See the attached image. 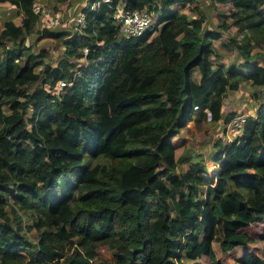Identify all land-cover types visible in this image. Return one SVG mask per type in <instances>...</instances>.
Returning a JSON list of instances; mask_svg holds the SVG:
<instances>
[{"label":"trees","instance_id":"trees-1","mask_svg":"<svg viewBox=\"0 0 264 264\" xmlns=\"http://www.w3.org/2000/svg\"><path fill=\"white\" fill-rule=\"evenodd\" d=\"M35 1L0 0L20 18L0 30V264H227L215 243L248 247L253 222L264 239V0H212L213 25L175 9L201 13L199 0H88L84 25L43 30L62 38L55 65L25 43ZM117 7H147L152 24L120 34ZM242 81L257 110L231 141L215 138L210 174L180 131L222 119L225 133L223 99ZM237 262L264 258L245 250Z\"/></svg>","mask_w":264,"mask_h":264},{"label":"rangeland","instance_id":"rangeland-1","mask_svg":"<svg viewBox=\"0 0 264 264\" xmlns=\"http://www.w3.org/2000/svg\"><path fill=\"white\" fill-rule=\"evenodd\" d=\"M87 1L88 0H66L65 2H62V3L61 2L56 3L55 0H38L37 2L43 3V6L45 5V7L53 9V11L62 12L63 18H67L68 16L77 13L79 9L81 8V6L84 5ZM199 4L201 5L199 6L201 9V13L197 12L196 10L190 9L189 6L187 5L183 6V5L177 4L175 5V9H178L180 12L186 13L192 16H198L202 14L204 15V23L213 25V22L215 19L214 14L216 13L217 10H219L220 5L213 6L212 0H199ZM40 16H41L40 17L41 20L39 21L38 24H36L34 32L25 35V43L29 45V47L36 52L43 49L45 51L44 61L49 64L55 65L63 55L64 47L62 44V38L42 35L43 30L47 28L45 24L46 15L41 14ZM8 19H12L13 21L18 22L20 18L19 16H15L13 6H11L8 3L0 4V30L3 27L4 21ZM65 25L67 24H65L63 20L51 28L61 27V28L70 29L69 26H65ZM230 29L231 30H229V32L231 36H236V37L241 36L242 33H241L240 28L236 29L234 27H231ZM223 39L226 40V37H223ZM215 44L219 50V53L222 54V58L226 59L228 56V49H225L223 40L221 39L217 40L215 41ZM218 57H221V56H219L218 54ZM81 61H84V60L81 59ZM242 82L245 83L244 81ZM252 101L253 100L246 103L244 100L242 101L240 100V103H238L237 106L238 108L241 107V109L244 110L245 113H247L248 111H252L251 108L253 107V103H254V101L253 102ZM190 141L188 143H190ZM179 142L181 143V141ZM197 144L198 143L192 142L189 147L191 149L192 147L197 148ZM179 147L177 151L180 154L181 148ZM85 159L90 160L91 158L86 156ZM85 159L76 166V168L73 170V175H77V173L79 174V172H81V170L85 167V165H87L85 163L86 162ZM208 168L210 170V174H212V171H213L212 165L208 164ZM27 222H29V220ZM262 227H263L262 222H253L250 225L242 228L243 231H246L252 236V240L249 242L248 247L246 248L235 247L234 249L228 252H221L219 250L218 245L215 243L214 245H215L216 253L219 256V258L222 259L227 264H239L237 260L245 250L253 251L261 255L264 258V239L260 237V234L262 232ZM27 235L29 236L31 241H34L36 237V231L33 229H29L27 230ZM98 254L101 257L112 259L111 253L109 252L106 246L99 247Z\"/></svg>","mask_w":264,"mask_h":264},{"label":"built area","instance_id":"built-area-1","mask_svg":"<svg viewBox=\"0 0 264 264\" xmlns=\"http://www.w3.org/2000/svg\"><path fill=\"white\" fill-rule=\"evenodd\" d=\"M36 0L33 4V9L35 12H38L40 15H46V27H54L56 24L60 23L64 20L65 26L72 27L73 25H84L85 18L83 13H75L73 15L68 16L67 18H63V14L60 11H53L48 7L43 6V3H39ZM108 2L109 0H104ZM154 17V12L147 8H134L130 10H123L121 8H116V12L114 13V18H116L119 24V33L123 35H139L143 31H145L151 24ZM69 82L58 80L57 81V89L60 90L65 87ZM207 119L210 120L211 115L210 112L207 111ZM247 116L246 113H237L231 117L229 122L226 125L225 130V138L226 142L232 140L229 133L234 131L245 119Z\"/></svg>","mask_w":264,"mask_h":264},{"label":"crops","instance_id":"crops-1","mask_svg":"<svg viewBox=\"0 0 264 264\" xmlns=\"http://www.w3.org/2000/svg\"><path fill=\"white\" fill-rule=\"evenodd\" d=\"M229 30H231V29H229ZM215 41H217V40H215ZM215 41H214V43H215ZM228 54H229V52H228ZM220 56H221L220 58H222V54ZM245 83L242 82L239 84L237 89H233L231 91H228V94L223 99L222 114L233 113L235 115V114L241 113V112L245 113L244 110L241 109V107L238 108V106H237V104L240 103V100L241 101L244 100L246 103H248L251 100L254 101L253 107L251 108L252 111H248L246 113L247 115H255V112H256L257 107H258L257 102L259 101V99L261 101H263L261 105L264 106V99H261V98L255 99L254 97H252V95H253L252 92L254 91V88L250 87L247 82H245ZM261 88H262V86H258L256 89L259 90ZM222 126H223V121H222V119H219L215 123H213V125L209 128L208 131L200 132V131L195 130L194 123L192 121H190L186 128L181 129L180 135H179L185 142H187L186 146H189L192 142L198 143L197 148L192 147V150H194V153H203L204 154L203 155L204 162H205L207 168H208V164H210V165H212L213 170L218 168V164L210 161L206 154L211 150V145H212L213 141L215 140V138L219 134L222 136V138L226 139L225 133L222 131ZM239 133H240L239 130L235 129L234 131L229 133V135L233 139L234 136L239 134ZM190 139H191V141H190ZM189 141H190V143H188Z\"/></svg>","mask_w":264,"mask_h":264}]
</instances>
